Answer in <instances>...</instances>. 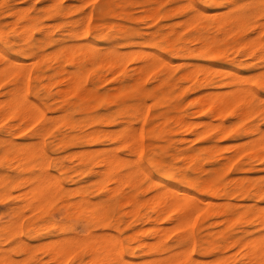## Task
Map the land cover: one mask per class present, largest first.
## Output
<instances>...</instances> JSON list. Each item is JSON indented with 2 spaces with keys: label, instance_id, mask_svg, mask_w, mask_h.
I'll list each match as a JSON object with an SVG mask.
<instances>
[{
  "label": "rangeland",
  "instance_id": "1",
  "mask_svg": "<svg viewBox=\"0 0 264 264\" xmlns=\"http://www.w3.org/2000/svg\"><path fill=\"white\" fill-rule=\"evenodd\" d=\"M100 1L60 0L55 6L49 7L48 5L52 4V0H0V34L2 31L5 34H2V37L0 35V49L11 58L25 62L27 67L31 68L32 73L36 71L43 73L42 80L37 81V84L38 86L48 85L52 92L59 89L58 80L61 78L59 75L63 76L68 70L74 69L69 61L59 62L62 55L59 49L62 45L91 41L100 44L99 46L102 49L113 46L121 51L123 55L125 53V67L120 66L115 73L106 68L99 69L98 67L89 66L87 87L93 89V93H95L91 94L86 101L96 114L112 113L115 115L114 121L105 122L101 125L106 131L122 128L125 124L124 119L127 118L126 114L134 112L130 117L136 127H141L144 130L142 131L144 149L140 152L141 154L137 153L129 146L110 139L108 134L91 143L86 142L85 139H78V135L88 132L91 127L68 128L63 124L66 119L78 122L85 120L86 115H88L87 109L77 104L61 109L60 103L56 99L39 98L43 106H45V101L54 105L53 111L48 110V116L53 115L58 121L59 117L66 115L65 119L60 118V121L54 127L38 130V125L35 122L29 123V125L28 123H22V126L8 127L9 123H18L21 120L18 118H0V121H2L0 122V227L9 226L0 235V255L4 249L8 250L13 264H86L90 259L87 245L91 238L89 239L88 236L92 237L93 234L106 233L108 238L117 234L122 241L124 250H126L124 251L125 254L135 260L140 258L138 260L142 262H147L150 256L157 259L163 253L165 255L180 248L182 250L190 247L192 256L189 262L194 264H258V262L250 260L245 249L250 250L253 243L249 242L248 244L246 242L249 240L255 242L258 238L261 241L258 239L260 242L258 244L264 246V223L261 220L264 217V194L260 196L240 195L238 193H224L219 196L206 195L211 200L210 204L198 213L191 228L188 226H179L178 228L176 226L177 229H174L175 225L172 226V222L161 220L160 224L165 225L168 230L171 227V233L166 234L167 236L163 239L168 248L162 253H146L137 247L141 238L148 239L147 241L150 242L155 240L154 235L150 234L148 230L154 222L146 218L147 214L152 213V203L149 201L145 205H141L137 211L135 205L139 202L137 200L135 202L133 198H130V194H134L140 201L152 194L151 184L153 178L159 179L163 183L170 182L165 167L156 166L150 162L149 157L157 159L161 164L168 165L173 171L180 170L202 177L210 174L213 168H221L219 175H217V181L227 188L231 187L230 181L232 178L243 177L249 178L245 183H252V192H254L255 186L262 185L264 187V161L258 157H253L247 144L255 138V135H258V132L242 133L244 127L253 124H259V126H262L260 129L264 130V87L259 85V73L264 69V65H256L252 57L243 55L241 51L238 52L235 49H229V57L215 53L206 57L204 54L199 53L181 58L170 52H165L161 44L163 35L167 34L172 38H176V43L182 44L185 39L189 41L190 37L195 34L202 24V20L195 19L193 16L194 11L186 6L188 0H112L111 7L105 10L100 8ZM192 1L212 13L226 9L225 6L210 5L200 0ZM154 6L155 8L160 7L162 12L174 7L178 9L167 17L155 19L150 14ZM16 8H23L26 11L25 15L22 13L21 16L19 14L13 15L11 12ZM261 8L262 11L251 18L246 31L239 35H229L224 39H220V37L214 46L227 47L228 45L226 46L225 43L231 44L239 37L255 36L257 32L253 31L252 24L264 20V3H262ZM251 10V4H247L245 11L250 13ZM88 14H90L89 28H87V33L83 35L85 29L83 27L86 24L85 18ZM33 15L39 17L33 23H28V17ZM188 20H190V23ZM97 25H101L102 28L97 29ZM99 31H102L100 36L97 35ZM205 31L210 32V34L216 33L214 28ZM262 35L264 39V31ZM190 43L193 46L197 45L195 41ZM126 50H128L127 53ZM152 51L169 57L173 63H180L181 61L182 64L176 67L171 76L163 81L159 80L157 76L159 74L166 76V69L164 66L159 65L141 74L137 80L139 89L134 88L130 91L119 89L118 86L122 77L128 79V75L134 73L133 67L139 64L140 57L145 54L151 56ZM35 57L42 62L35 59ZM202 63L236 69L245 75L248 73L256 75L253 84L257 92L256 102L260 106L259 109L250 112L246 120L237 124L238 117L236 115H225L226 124L233 125L234 129L223 136L216 129L204 126L205 123L207 125L212 121L217 123L219 118L197 112L196 106L192 102L195 96L204 93L206 88L196 87L192 84V81L181 77L185 69H195L196 64ZM202 75V72H198V76ZM15 79L16 77L13 74L0 76V98H6L10 90L15 89ZM224 79L225 77L216 72L210 84L218 85ZM31 82L35 81L32 80ZM40 93H44L43 88ZM72 100H75V98L73 97ZM136 107H138V111L134 110ZM122 111H124L123 114ZM170 114L173 117L183 116L195 122L202 120L197 129L201 131L205 127L206 131L204 130L202 135H197L196 131L193 132L186 127H179L171 120V122L163 125L164 130L158 136H150L148 128L151 125H158ZM144 115H147L146 118H143ZM155 116L157 117L155 118ZM206 119L208 123L203 122ZM159 128L160 126H157V130ZM66 134H70L71 139L64 138L63 136ZM149 144H151V147H155L153 152L150 150ZM197 147H204L201 151L203 159L199 161L200 168L197 170L194 169V163L188 159L185 160L182 155L179 157L173 155ZM97 148H116L118 154H121L120 158H124L121 167L123 172L134 168L137 162H140L149 175L142 180L137 176L135 186L120 185L113 180L103 178L102 173L109 166V164L102 161L103 155L84 156L82 154L83 150ZM30 149L37 151L38 155L32 159L23 158L22 160L20 154L26 153L25 151L29 152ZM209 152L211 156L207 157L206 155ZM223 155L234 158L227 169L222 167V162L225 160L222 157ZM43 172L48 181H52L51 185H54L52 188L55 189L58 184L56 190L59 189V192L56 191V195L43 207L36 209L30 205L25 206L28 203L27 199L29 200L26 194L31 199L33 191L30 190L35 183L29 177L38 176ZM173 182L180 187H186L183 182L178 180ZM28 183H30V188H28ZM109 186H112V188L118 187L116 193L110 191L112 188L108 189ZM82 196L92 202L107 199L116 201L110 208L112 217L109 220V226L104 227L102 224H94L90 227L85 218L86 215L81 209L72 210L67 207L68 200L77 201ZM168 230L166 231L169 232ZM67 235L68 237H66ZM253 235L256 239L252 238ZM257 235L258 237H256ZM83 236L85 237L83 238ZM249 236L252 237L249 238ZM74 238L72 246L77 244L76 246L81 245L80 247H77V249L76 246L72 247L74 251L69 256L64 257L63 261L52 257L51 243L53 241H61L62 239V241L70 242L71 245ZM80 239L84 242L82 243ZM202 239L205 240L203 244L209 246V249L204 250L201 248L200 242ZM128 243L135 245L132 253L127 251L126 245ZM151 259L154 261L152 257L149 260ZM183 259L181 258V260Z\"/></svg>",
  "mask_w": 264,
  "mask_h": 264
},
{
  "label": "bare ground",
  "instance_id": "2",
  "mask_svg": "<svg viewBox=\"0 0 264 264\" xmlns=\"http://www.w3.org/2000/svg\"><path fill=\"white\" fill-rule=\"evenodd\" d=\"M111 1L112 0H101L100 1L101 3L99 4L100 8L104 10L109 9L112 4ZM200 1L208 3L210 5L225 6L226 9L222 11L219 10L220 12L216 11V13H212L208 11L207 9L201 8L198 4H196L192 0H188L186 6L194 11L193 16L195 17V19L202 20L201 26H199L195 34L190 37L189 41H186L185 39L182 44H177L176 38H172L169 35L164 33L165 35L161 37L162 39L161 44H162L163 50L165 52H170L176 55L177 57L182 58L188 55H194V54H199V53L204 54L206 57L213 53L227 57L229 55L228 53L229 49H235V50H238V52L241 51L243 55L252 57L255 60L256 65H260V64L264 65V39L262 35L264 31V22H263L264 20H262V22H253L252 29L253 31L257 32L255 36L253 35V37H248V38L239 37L236 39L235 42L231 44L225 43L226 46L228 45L227 47L225 46L215 47L214 46L215 42L220 37H221L220 39H224L228 37L229 35H232V34L239 35L242 32L246 31L248 29L247 26L249 25L251 18L256 16L258 13L262 11L261 7H262V3H264V0H257V1H252V0H244V1L200 0ZM58 2H60V0H52V4L48 6L49 7L55 6V4H57ZM247 4H251L252 6V10L250 13L245 11V6ZM177 9H178L177 7H174L166 12H162L160 7L155 8L154 6L150 14L154 16L155 19L157 18L161 19V17H167L170 15V13L174 12ZM11 13L13 15L19 14V16H21V13L25 15L24 13H26V11L23 10V8L22 9L16 8V9H13ZM38 17L39 16H36V15L28 17V23H33ZM89 18H90V14L86 15V18H85L86 24L83 27L85 28L82 33L83 35L87 33V30H88L87 28H89L88 27ZM189 21L190 20H188V22ZM181 26H182V23H181ZM25 28L27 27L25 26ZM96 28L97 29L102 28V26L97 25ZM210 28L212 29L214 28L216 30V33L210 34V32L205 31V30H210ZM3 33L4 31H2V33L0 34L1 37L5 35ZM101 33L102 31H99L97 32V35L100 36ZM192 41H195L197 45L193 46L190 43ZM99 45L91 41H86V42H77L73 44H66L60 47L59 51L62 53V55L60 54L61 58L59 59V62L63 63L64 61H69L74 66V69L68 70L65 74H63V76L59 75V77L61 78L58 80L59 89L56 92L50 91L48 85L42 84L41 86H38L37 81L42 80L44 76L43 73H41L40 71H36L32 73L31 68L27 67L25 62L11 58L8 54H6L0 49V76H3L5 74H13L16 77L15 89L10 90L6 98H0V118H10V119L18 118L21 120V122H18L17 120L18 123H11V124L9 123L8 127L22 126V123H25V124L28 123L29 125V123L31 124L35 122L38 125L37 126L38 130H40V129L54 127L58 123V121H60V118L65 119L66 115L59 117L58 121L53 115L50 114L51 116H48V113H47L48 110L53 111L54 105H52V103L45 101L44 102L45 106H43L39 98L44 97L46 99L47 98L56 99L59 101L61 109H66L67 106L69 105L77 104L87 109L88 115H86L87 116L86 119L81 120L79 122L72 120V119H66L63 125L68 128H74V127L83 128L85 126L91 127L88 132L78 135V139H85L86 142L91 143V142H95L99 140L104 135L108 134L110 139L129 146L130 149L136 151L137 153L142 152L144 149V137H143L142 131L144 130H142L141 127H136L135 126L136 124L135 125L133 124L132 118L130 116H132L134 112H131L130 114H126L127 118L124 119L125 124L122 128L117 129V130L106 131L104 128L101 127V125L104 124L105 122L109 123V122L114 121L115 115L112 113L96 114L90 108L91 105L89 106L88 102L86 101V99L89 98L91 94L93 95L95 93V92L93 93L94 91L93 89L87 87L88 72L90 71L89 66L98 67L99 69L106 68L107 70L115 73L119 69L120 66L125 67V63H126L125 53L123 55L121 51H119L116 47H113V46H107L106 49H102L101 46ZM127 51L128 50H126L125 52L127 53ZM152 53L153 54L151 56H149L148 54H145L140 57L139 64H136V66L133 67L134 73L133 74L130 73L128 75V79H131V80L126 79V77H122L121 82L118 86L119 89L129 90V91L134 88L139 89L137 80L140 78L141 74H143L147 70H152L159 65L164 66L166 69V76H163L162 74H159L157 76L159 80L163 81L167 77L171 76L172 72L175 70L176 67L182 64L181 61L180 63H173V61L169 57L163 56L158 53L156 54L153 51ZM35 59L37 58L35 57ZM37 60H40V59H37ZM196 66L197 67L195 69H191V68L185 69L184 72H182L181 77L184 78L185 80L192 81V84H194V86L196 87L206 88L204 93H202L201 95L195 96L192 102L195 104L197 112L206 113L210 116H216L219 118V121L217 123H213L212 121V123L209 122V124L206 125L205 121L208 123L207 119L203 120V122L205 123L204 124L205 127L207 126L211 129H216L220 133V135L223 136V135H226L232 132L234 129L233 125L226 124V121L224 119L225 115L227 114L236 115L238 117V121L236 122L237 124L238 122L246 120L250 112L255 111L256 109H259L260 106L256 102L257 92L253 84V80L256 79L255 74L250 75L248 73L247 75H245L241 71H238L236 69L224 68L223 66H216L210 63L196 64ZM198 72H202L203 75L198 76ZM216 72H218L220 76L225 77V79L222 80V82L219 83L218 85H211L210 82H212L213 76ZM259 75H260L259 85L264 87V69L259 73ZM32 80L35 82L32 83L31 82ZM1 81H2V78H1ZM42 88L44 91L43 94L40 93V90ZM165 91H166V88H165ZM73 97L75 98V100H72ZM54 103H57V102H54ZM149 108H150V105H149ZM137 109L138 107H136V109L134 110L138 111ZM123 112L124 111H122V114ZM143 112L145 113V111ZM143 112L142 114H144ZM139 115H141V113H139ZM174 115L176 116V114ZM146 116L144 115L143 118H146ZM156 117L157 116H155V118ZM171 120H173V123L177 124L179 127H186L187 129H190L193 132L196 131L197 135H202L204 133L205 127H203L202 130L200 129L201 131H198L197 129L198 124L202 120L200 122H195L194 120L191 119L192 120L191 121L190 119H186L183 116L173 117L170 114L169 117H165L158 125L157 124L151 125L148 128V134L152 137L158 136L164 130L163 125L171 122ZM3 124H4V121H3ZM157 126H160L159 130H157ZM260 127L262 126H259V124L249 125L243 128L242 133L249 134L254 131L258 132V135L257 136L255 135V138L252 137L253 139H251L250 142L247 144L249 145L248 148H250L252 151V156L258 157L259 159L264 161V130H261ZM15 133L17 134V132ZM69 135L70 134H66L63 137L69 140L71 139L70 138L71 136ZM247 144L245 145L246 148H247ZM149 146H150V150L153 152L155 147H151V144H149ZM237 146L240 147L238 144ZM203 148L204 147H197L195 149H192L186 152H180V153L177 152V153H174L173 155L174 157H179L180 155H182V157L185 160L188 159L190 162H193L194 169L197 170L200 168L199 161L203 159L201 156V151L203 150ZM106 150L107 152H105ZM241 151H242V148H241ZM25 152L26 153L20 154L22 160L23 158L27 160L32 159L38 155V152L35 150L33 151L31 150L29 152L25 151ZM82 154L84 156H92L93 154H102L103 155L102 161L105 164H109V166L103 171L102 177L107 178L109 180H113L120 185L129 184L131 186H135L137 176H139L140 180H142L149 175L148 171L145 169V167L141 165L140 162H137L134 168H131L123 172L121 167H122V162H123L122 160L124 158L123 159L120 158L121 154L120 155L118 154L116 148L115 149H106V148L86 149V150H83ZM206 156L210 157L211 153L209 152ZM222 157L225 158V160L222 162V165H223L222 167L227 169L231 165L234 158L230 156H226V155H223ZM149 159H150V162L154 163L156 166L158 165V166L165 167V171L167 172L170 178V182L163 183L161 180L153 178L152 184H151V187L153 190L152 194L149 197H145L141 199L140 201L136 198V196H134V194H130V198H133L135 202L136 200L139 202L135 205V209L137 211L141 205H145L149 201H151L152 203L151 204L152 213L147 214L146 218L147 220L154 222L153 225L148 228V230L150 234L154 235L153 237H155V240L150 242V241H147L148 239L145 240L141 238L139 239V242L137 244V247L141 251L146 252V253H153V252L162 253L168 248L165 245L163 239L165 238V236H167L166 234L169 235L171 233L170 231L171 227H169L170 229L168 230V228L165 227V225L160 224L161 220H168L172 222L173 223L172 226L175 225V228L173 227L174 229H177L176 226H178V228L179 226H188L191 228L194 224V221L196 220L198 213L206 209L210 204L211 200L208 199V196L206 195L219 196L220 194H224V193H231V194L238 193L240 195L251 194V195L260 196L264 194V187L262 185L255 186L254 192H252V188H251L252 183H249V184L245 183V181L249 179L248 177L232 178L230 181L231 182L230 188L223 186L221 183L217 181L218 179L217 175H219L220 169H221L218 167L213 168L210 174H208L205 177H202L196 174L192 175L187 172L180 171V170L173 171L172 169L168 167V165L166 166L165 164H161L157 159H154L152 157H149ZM29 178L35 183L33 184L34 185L33 188L30 190L31 192L33 191L31 199L29 195L26 194L30 201L27 199L28 203L25 204V206L30 205L36 209L39 207H43L44 205L48 203V201L51 198H53L56 195V191L59 192V189L56 190V188L58 187V184H57V187L55 186V189L52 188V186L54 185H51L52 181L49 182L48 178L44 176V172L38 176L29 177ZM56 178L58 177L56 176ZM54 180L55 179L53 178V181ZM176 180L183 182L186 187H180L179 185H176L173 182ZM103 182L105 181L103 180ZM29 185L30 183H28V186ZM30 187L31 186H29L28 188ZM110 188H112V186H109L108 189ZM117 189L118 187H114L110 189V191L115 192L117 191ZM23 191H25V189H23ZM115 202L116 201H113L112 199H107V200H103L99 202H92L85 196H82V198L77 201L68 200L66 205L69 209H72V210L81 209V211L85 213L86 215L85 218L90 227L94 226V224H102L105 227V226H109V220L112 217V215H110V212H111L110 208L115 204ZM133 210H134V206H133ZM261 220L264 223V217H262ZM8 228L9 226L0 227V235L4 233ZM166 230H168L169 232H167ZM254 235L253 237L251 236L253 239L255 238ZM262 236L263 235L261 234V237ZM66 237H68V235ZM84 237L85 236H83V238ZM88 237L89 239L91 238L87 245L88 246L87 252L90 255V259H89V262L86 264H112L113 261H117V260L119 261V264H194L192 262H189V259L192 256L190 247L186 249H182V250H180L181 249L180 248L177 251H172L165 255H163L164 254L163 253L161 256L160 255L159 257L157 256L158 257L157 259H154L153 256H150L154 259V261L152 259L149 260L150 257H148L147 262H144V261L142 262L138 260L140 258H137L138 260L137 261L131 257H128L127 254H125L124 251L126 250H124L122 241L117 236V234L112 235L109 238L107 237L106 233L105 234L103 233L100 235L93 234L92 237L91 236H88ZM140 237L141 235L139 236V238ZM251 237L249 236V238ZM256 237H258V235ZM258 239L260 241V238ZM258 239L255 242L250 241V240L246 242L248 244L249 242L251 243L253 242V243L251 245L252 246L251 249L250 250L245 249V252L248 253L250 260L256 261L258 262V264H263L264 263V246H262L261 244H258L261 242V241L259 242ZM74 240L75 238L72 240L71 245H70V242L62 241V239L61 241L60 240L53 241L51 243L52 244L51 248L53 251V253L51 254L53 255L52 257L63 261L64 257L69 256V254H71V252L74 251L72 247H75L77 245L76 244L75 246H72ZM81 240L82 239H80V241ZM81 242H78V243L80 244ZM203 243H205L204 239H202L200 242L201 248H203L204 250L210 248L209 246H206ZM133 245L134 244H130V243L126 245L128 252L132 253L134 251L135 245L134 246ZM80 246L81 245H78L75 248L77 249V247H80ZM181 258H184V259L181 260ZM0 264H13L11 261V255L9 254L8 250L4 249L3 253L0 255Z\"/></svg>",
  "mask_w": 264,
  "mask_h": 264
},
{
  "label": "snow or ice",
  "instance_id": "3",
  "mask_svg": "<svg viewBox=\"0 0 264 264\" xmlns=\"http://www.w3.org/2000/svg\"><path fill=\"white\" fill-rule=\"evenodd\" d=\"M112 264H119V261H113Z\"/></svg>",
  "mask_w": 264,
  "mask_h": 264
}]
</instances>
